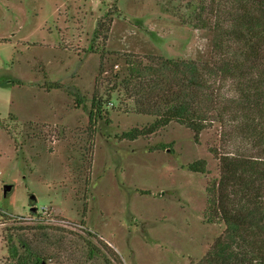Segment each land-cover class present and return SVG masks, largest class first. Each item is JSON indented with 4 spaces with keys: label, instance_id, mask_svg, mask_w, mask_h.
<instances>
[{
    "label": "rangeland",
    "instance_id": "rangeland-1",
    "mask_svg": "<svg viewBox=\"0 0 264 264\" xmlns=\"http://www.w3.org/2000/svg\"><path fill=\"white\" fill-rule=\"evenodd\" d=\"M201 7L0 0V264H17L8 248L22 256L23 241L64 249L43 264H201L225 230L203 215L220 176L212 151L239 139L224 142L217 122L122 137L156 119L138 112L126 60L212 61V32L193 27ZM200 160L206 173L190 171Z\"/></svg>",
    "mask_w": 264,
    "mask_h": 264
},
{
    "label": "trees",
    "instance_id": "trees-1",
    "mask_svg": "<svg viewBox=\"0 0 264 264\" xmlns=\"http://www.w3.org/2000/svg\"><path fill=\"white\" fill-rule=\"evenodd\" d=\"M208 1L206 5L201 0L193 27L212 32L211 62L126 60L129 81L125 85L137 88L138 112L156 119L149 127L122 137L135 140L171 122L196 136L214 122L231 129L224 142L239 139L240 143L235 152L212 151L219 161L220 176L206 189L203 214L208 223H221L225 230L201 264H264V0ZM103 59L100 53V67ZM96 103L94 96L92 108ZM95 122L91 111L90 128ZM251 151L257 153L250 155ZM189 170L206 173V163L195 162ZM21 246L22 256L16 247L8 248L17 264L53 259L61 263L64 259L60 246L56 252L31 242L23 241Z\"/></svg>",
    "mask_w": 264,
    "mask_h": 264
},
{
    "label": "water",
    "instance_id": "water-1",
    "mask_svg": "<svg viewBox=\"0 0 264 264\" xmlns=\"http://www.w3.org/2000/svg\"><path fill=\"white\" fill-rule=\"evenodd\" d=\"M7 189H9V187H7ZM30 199H31V201H35V197L34 196H31Z\"/></svg>",
    "mask_w": 264,
    "mask_h": 264
}]
</instances>
